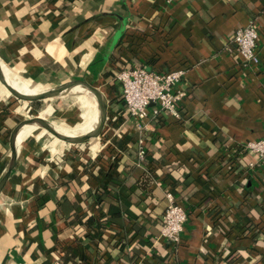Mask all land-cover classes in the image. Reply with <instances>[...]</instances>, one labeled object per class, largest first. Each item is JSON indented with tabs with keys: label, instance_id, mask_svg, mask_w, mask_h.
Here are the masks:
<instances>
[{
	"label": "crops",
	"instance_id": "obj_1",
	"mask_svg": "<svg viewBox=\"0 0 264 264\" xmlns=\"http://www.w3.org/2000/svg\"><path fill=\"white\" fill-rule=\"evenodd\" d=\"M251 19L260 62L243 67L231 36ZM121 60L185 67L181 116L141 128L115 80ZM0 65L37 92L85 78L108 103L102 132L84 143L35 124L17 141L18 130L0 191V264H53L60 249V264H264V163L231 154L264 136V0H0ZM67 94L26 102L0 83V177L12 127ZM20 106L32 115L18 119ZM85 145L100 149L93 166ZM167 189L188 216L176 247L159 238Z\"/></svg>",
	"mask_w": 264,
	"mask_h": 264
},
{
	"label": "built area",
	"instance_id": "obj_2",
	"mask_svg": "<svg viewBox=\"0 0 264 264\" xmlns=\"http://www.w3.org/2000/svg\"><path fill=\"white\" fill-rule=\"evenodd\" d=\"M170 3L174 0H163ZM259 38V27L257 20H249L246 25L236 27L231 36V42L235 47L240 65L243 67H255L259 64L260 58L257 51ZM121 60V66L116 71L115 80L120 88L121 98L127 109L128 115L133 118L141 128H145L148 120L181 116L180 102L185 97L188 89L181 86L186 69L177 67L174 69L156 71L148 69L143 64L125 66ZM142 139L138 140L137 156L142 159L145 150L142 146ZM243 151L251 154L255 161L249 162V166L255 167L264 163V136L248 140L235 148V156ZM100 149H84L87 153L85 159H100ZM86 155V154H85ZM239 158V157H237ZM90 162V161H89ZM167 205L162 216V223L159 230V238L169 245L177 246L181 241V233L188 216L185 206L176 200V197L167 189L165 191ZM62 249L56 251L53 264H60Z\"/></svg>",
	"mask_w": 264,
	"mask_h": 264
},
{
	"label": "water",
	"instance_id": "obj_3",
	"mask_svg": "<svg viewBox=\"0 0 264 264\" xmlns=\"http://www.w3.org/2000/svg\"><path fill=\"white\" fill-rule=\"evenodd\" d=\"M93 18V17H90ZM90 18L86 19L90 20ZM84 21V22H85ZM122 28L116 31L115 35L112 38V43L114 44L117 38L121 34ZM0 83L8 90V92L14 96L15 98L26 101V102H34L39 101L47 98H53L58 97L64 94H67L71 92L74 88L82 87L87 89L94 97L97 108H98V118L96 125L88 132L79 134V135H66L63 134L55 129V127L48 122L46 119L42 118L40 115H35L32 117H27L24 119L19 120L11 129L9 134V149H10V158L9 162L3 172V174L0 177V191L2 187L4 186L11 170L16 164V147H15V137L18 132V130L26 124H35L39 127L44 128L46 131H48L51 135L56 137L57 139L68 142L70 144H78V143H84L89 141L92 138L98 137L100 133L102 132V129L105 125L106 119H107V108L108 103L107 99L98 87H96L93 83L88 81L85 78H75L70 79L68 81L62 82L54 87H50L47 89H44L42 91H39L34 94L24 93L16 88L6 79L1 65H0ZM8 264H25V263H8Z\"/></svg>",
	"mask_w": 264,
	"mask_h": 264
},
{
	"label": "rangeland",
	"instance_id": "obj_4",
	"mask_svg": "<svg viewBox=\"0 0 264 264\" xmlns=\"http://www.w3.org/2000/svg\"><path fill=\"white\" fill-rule=\"evenodd\" d=\"M92 96L93 95L87 89L82 88V87H78L75 91L71 92L70 94H67L66 96H63V97H65L64 102L61 101V102L55 103L54 104V105H56L55 109L52 110V112L49 111V113H50L49 115H48V113H45L46 115H48L47 121L51 122L53 124H59L64 128H70V129H73L76 127L78 128V126L80 124H83L85 122V119H86L85 114L83 115V113H84L83 111H86V106L81 105L80 98H83V100L86 101V98L89 99ZM87 103L88 102L86 101V104ZM18 105H20V104H18ZM96 106H97V104H96ZM28 108H29L28 106L17 107L15 109L14 115L18 119L21 117H24V116L32 115L30 110H28ZM48 108H50V107L47 106V108H45V109H48ZM45 109H43V110H45ZM96 112H97V115H96V122H97V118H98V108L97 107H96ZM68 118H70V119H68ZM65 119H67V120H65ZM46 139L48 141L50 138L45 135V138H44L45 142H46ZM88 147H89L88 145L82 146L83 149H87V150H88Z\"/></svg>",
	"mask_w": 264,
	"mask_h": 264
},
{
	"label": "bare ground",
	"instance_id": "obj_5",
	"mask_svg": "<svg viewBox=\"0 0 264 264\" xmlns=\"http://www.w3.org/2000/svg\"><path fill=\"white\" fill-rule=\"evenodd\" d=\"M2 71L6 77V79L13 85L15 86L16 88L24 91V92H27L29 94H34L37 92V89H39V87L36 86V83H32L30 82V80H24V79H21L20 77H18V75H16L11 69H8L7 67H2ZM56 81V80H55ZM36 82V81H35ZM40 86V85H39ZM50 86V85H48ZM14 87V88H15ZM78 88V87H77ZM77 88H74L73 91H75ZM77 101V100H76ZM80 101H81V105L82 106H86V111H83V115L85 114L86 116V119H85V122L83 124H80L77 128V130H75L76 128H73V129H63L64 127H62L61 125L59 124H53V126L55 127V129L63 134H66V135H77V134H83L85 132H87L86 130H88L90 127H94L96 125V115H97V112H96V101L95 99L92 97H90L89 99L86 98V101L88 102L86 104V101L83 100V98H80ZM94 102V104H93ZM94 105H95V112H96V115H95V112H94ZM77 110V109H76ZM75 111V110H74ZM76 112V111H75ZM40 116L44 119H47L48 116L44 113H41ZM76 117V116H75ZM95 117V118H94ZM70 119V118H68ZM73 119V118H72ZM94 119V120H93ZM62 120V119H61ZM67 120V119H65ZM64 120V121H65ZM93 120V121H92ZM92 122V123H91ZM67 123V122H66ZM90 123V124H89ZM89 124V125H87ZM66 125V124H65ZM86 125V126H84ZM94 125V126H93ZM84 126V127H83ZM61 127V128H60ZM73 127V126H72ZM80 128V129H79ZM32 129V127H22L20 129V132H19V135H18V138H17V141H21L25 136L26 134L29 132V130ZM91 130V129H90ZM88 130V131H90ZM28 136V135H27ZM93 141V140H92Z\"/></svg>",
	"mask_w": 264,
	"mask_h": 264
},
{
	"label": "trees",
	"instance_id": "obj_6",
	"mask_svg": "<svg viewBox=\"0 0 264 264\" xmlns=\"http://www.w3.org/2000/svg\"><path fill=\"white\" fill-rule=\"evenodd\" d=\"M87 221H89V218L87 219Z\"/></svg>",
	"mask_w": 264,
	"mask_h": 264
}]
</instances>
